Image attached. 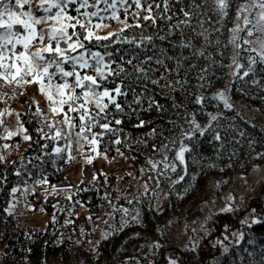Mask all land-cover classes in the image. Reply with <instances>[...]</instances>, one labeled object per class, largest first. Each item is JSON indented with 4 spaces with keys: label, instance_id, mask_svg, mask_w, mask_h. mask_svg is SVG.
<instances>
[{
    "label": "trees",
    "instance_id": "trees-1",
    "mask_svg": "<svg viewBox=\"0 0 264 264\" xmlns=\"http://www.w3.org/2000/svg\"><path fill=\"white\" fill-rule=\"evenodd\" d=\"M245 1L229 0L228 15L221 16L213 0H195L198 9L193 0H168L167 12L163 0H141L140 9L127 0L117 2L119 19L108 18L112 9L101 12L103 21L92 18L105 26L91 30L108 39L86 41L88 48L111 53L105 61L124 69L103 87L119 86L126 93L117 97L124 111L110 105L107 120H100L111 121L114 131L97 136L95 144L76 135L77 113V127L70 130L64 116L51 110L58 102L48 100L38 83L0 79V99L12 105L9 114L23 120L21 130L0 141V264H264V178L248 195L232 193L225 207L196 213L206 200H224L221 194L231 190L234 177L264 164V65L243 76L248 57L258 58L249 49L259 46L239 40L236 60L244 67L232 70L237 50L229 43L231 29ZM76 7L69 5L68 14L76 16ZM184 11L192 15L185 17ZM54 23L36 27L47 31ZM240 36L251 39L245 32ZM43 46L35 40L29 51ZM53 83L62 81L55 77ZM49 90L58 101L55 88ZM49 134L59 153L51 149ZM69 140L80 148L91 146L80 161L77 182L68 172L66 179L57 177L69 156ZM181 142L191 149L186 166L174 160ZM162 162L176 163V171ZM38 178L55 186L32 206L43 187ZM44 217L43 225L38 220Z\"/></svg>",
    "mask_w": 264,
    "mask_h": 264
},
{
    "label": "snow or ice",
    "instance_id": "snow-or-ice-1",
    "mask_svg": "<svg viewBox=\"0 0 264 264\" xmlns=\"http://www.w3.org/2000/svg\"><path fill=\"white\" fill-rule=\"evenodd\" d=\"M117 2L123 5L127 3V0H111V2L109 0H91V3L90 0H0V79H3L7 84L38 83L40 91L45 93L48 100L53 103L58 102L59 107L51 109L54 113L57 111L64 112V106H67L68 112L78 114L80 131L76 135L90 144L97 143V136L102 137L106 132L114 131L110 127L111 121L100 123V120H107L110 105L114 106L118 112L124 111L122 105L117 102V97L125 96L126 93L119 86L112 90L103 87L109 76L119 75L124 69H113L105 61V56H110L111 53L101 54L99 51H91L85 43L86 41L91 43L93 40L108 39V37L96 36L91 30L92 27L101 28L105 26L102 23L93 24L92 18L95 17L103 21L105 17L101 15V12L112 9L111 16L108 18L119 19ZM133 2L137 9L141 8V0H133ZM101 3L105 5L103 9L98 7ZM163 3L164 11L167 12L168 0H163ZM213 3L221 16L228 15L229 0H213ZM76 4H78V7L75 8L77 15H69L68 6ZM89 7L95 10L91 12L81 11V9ZM156 7H160V5H156ZM192 7L198 9L200 5H197L193 0ZM53 9L56 10L55 13H53ZM151 9L152 5H148L146 10L151 12ZM37 12L43 14L37 15ZM183 15L190 17L192 13L184 11ZM81 17L84 18L83 22ZM143 18L147 20L150 17L145 16ZM49 20L56 23L50 24L47 31L37 29V25ZM236 20L235 27L231 29L232 36L229 43L237 50L233 57V63L236 64L237 69H240L244 66L237 63L236 60L239 50L242 48V44L238 41L242 39L244 45L252 43L249 39L242 38L240 33L245 32L247 37L253 36L254 33H260L264 36V0H249L248 3L242 4L237 10ZM64 21L69 23L66 24ZM184 23H188V20H185ZM77 26L82 30L81 32L75 31ZM125 27H130V25H125ZM69 28L73 29L71 33H69ZM111 35L112 33H109V36ZM46 37L47 43H44ZM35 40L44 46L35 51H29L32 42ZM257 43L259 50L251 48L249 51L257 52L258 58L248 57V67L243 72L245 77L255 72L257 64L264 65V39L258 37ZM61 44L65 47H61ZM17 45H20L23 50L17 51ZM66 65L70 66L71 70H65ZM89 70L91 74H89ZM138 70L143 71L142 69ZM29 77L31 79H27ZM55 77H59L62 83L54 84ZM45 81H47L49 89L55 88V96L59 98L58 101L54 99L51 91L45 92ZM219 96L223 98V93H220ZM225 107L230 108L231 105L225 101ZM39 111L37 109L38 113ZM212 119L215 120L217 117L213 116ZM72 121L73 117L64 113V123L68 125L70 130L77 127ZM120 123L121 120H115V124ZM143 123L142 121L141 125ZM97 126L104 131L93 133L92 129ZM196 129L199 130L198 125ZM86 133L92 134L91 140ZM61 135L62 133L57 130L56 137ZM29 138L25 136V139ZM215 138L220 139L219 135ZM115 143L119 144L120 140H116ZM163 147L167 148V145ZM55 151L59 153L61 149L57 148ZM190 151L191 149L181 142L179 149L175 152L174 160L178 161L180 165L186 166L185 154ZM166 160L167 157H165ZM162 163L165 169L171 167L172 171H176V163ZM155 167L156 164H153V168ZM183 178V176L180 177L181 180ZM44 182L37 181V183ZM12 191L16 192L17 189L13 188ZM230 210L229 208L223 209V211ZM123 211L125 214L128 212L127 209H123Z\"/></svg>",
    "mask_w": 264,
    "mask_h": 264
},
{
    "label": "rangeland",
    "instance_id": "rangeland-1",
    "mask_svg": "<svg viewBox=\"0 0 264 264\" xmlns=\"http://www.w3.org/2000/svg\"><path fill=\"white\" fill-rule=\"evenodd\" d=\"M248 2L249 0H246L245 4ZM258 37L260 39H263V36L260 33H256V36L250 37L251 38L250 41L253 42L251 44L254 45L255 47L259 46V44L257 43ZM18 51H21V47L19 48ZM235 66L236 64L233 63L232 70L235 68ZM48 91L50 90L47 87L45 89V92H48ZM20 92L21 90H19V93ZM16 97L17 96L13 98V101H16ZM4 100L0 99V138L1 139L4 136V133L7 135L10 133L14 134L16 131L21 130L20 127L23 125V120L22 121L17 120L12 114H9V113H12L10 112L12 105L10 103L7 104L5 102L6 100L5 101ZM56 107L57 108L59 107L58 103ZM57 112L61 113L63 116H64V113H68L70 117H73V112H68L67 106H64V112H59V111ZM248 114H250V112H248ZM42 128L43 130L48 131L46 126L43 125ZM49 135L51 136V149L55 151V149L58 148V144L55 141V138H53L52 134H49ZM69 141L71 142L69 145V149H68L69 156L66 162L64 163L65 165H62L60 167V171H58L57 177H59L58 179H66L65 176H66V173L68 172V177L71 180H73V182H77L80 176V168H81L80 161L83 160L85 156L91 152V149H90L91 146L88 144L87 147L83 146V148H80L76 143L72 142V140H69ZM2 146L5 148L4 145ZM17 152H21V148ZM263 178H264V164H259V165H255L251 167L250 169H248L247 172L239 174L236 177H234L233 183L231 185V190L229 192H225L224 194L223 193L221 194V196L224 195V198H225L224 200H222V198H220L217 201H215L213 198L206 200L203 204H201L197 208V211H196L197 215L202 216L206 214L209 208L211 207H219V208L225 207L224 205L227 203V201L225 200H228V198L232 197V193L242 194V196L250 194L254 190V187L258 184V182ZM40 179L38 178L36 180V183L37 181H42V179L41 180ZM37 184L40 186L43 185V187L39 189L41 193H38L36 198L32 201V206L37 205L41 200L45 199V197L51 192V190L54 189V186H55V184L52 181L44 182L42 184L41 183H37ZM44 221H45V217L38 220V222L43 225L45 224Z\"/></svg>",
    "mask_w": 264,
    "mask_h": 264
},
{
    "label": "built area",
    "instance_id": "built-area-1",
    "mask_svg": "<svg viewBox=\"0 0 264 264\" xmlns=\"http://www.w3.org/2000/svg\"><path fill=\"white\" fill-rule=\"evenodd\" d=\"M5 134V133H4ZM2 139L0 138V141H1ZM65 174V173H64ZM62 176V175H61ZM40 179V178H39ZM41 180V179H40Z\"/></svg>",
    "mask_w": 264,
    "mask_h": 264
}]
</instances>
